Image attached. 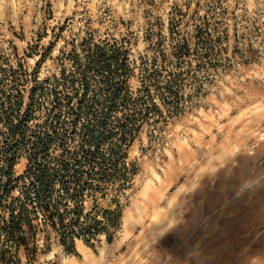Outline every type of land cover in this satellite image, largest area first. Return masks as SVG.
Segmentation results:
<instances>
[{
    "label": "trees",
    "instance_id": "1",
    "mask_svg": "<svg viewBox=\"0 0 264 264\" xmlns=\"http://www.w3.org/2000/svg\"><path fill=\"white\" fill-rule=\"evenodd\" d=\"M220 3L194 0L186 15L173 8L166 33L158 19L150 24L137 59L129 35L90 28L54 57V29L47 47L0 53V264L33 262L52 240L67 255H77V241L113 242L138 173L131 147L145 129L195 109L226 67ZM244 21L232 25L255 34ZM47 60L56 70L41 76Z\"/></svg>",
    "mask_w": 264,
    "mask_h": 264
},
{
    "label": "rangeland",
    "instance_id": "2",
    "mask_svg": "<svg viewBox=\"0 0 264 264\" xmlns=\"http://www.w3.org/2000/svg\"><path fill=\"white\" fill-rule=\"evenodd\" d=\"M220 2L226 67L195 109L164 130L145 129L131 147L138 173L113 242L77 241V255H67L52 240L23 264H264V0ZM187 5L194 0H0V53L47 47L54 29V57L90 28L129 35L137 59L150 24L158 19L166 33L170 11L186 15ZM244 20L255 34L241 32ZM55 70L47 60L41 76ZM24 167L20 159L16 174Z\"/></svg>",
    "mask_w": 264,
    "mask_h": 264
}]
</instances>
